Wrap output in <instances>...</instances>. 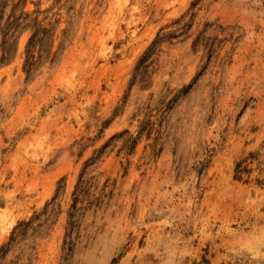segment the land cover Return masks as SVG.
<instances>
[{
    "label": "rangeland",
    "instance_id": "1",
    "mask_svg": "<svg viewBox=\"0 0 264 264\" xmlns=\"http://www.w3.org/2000/svg\"><path fill=\"white\" fill-rule=\"evenodd\" d=\"M20 16L0 264H264V0H0Z\"/></svg>",
    "mask_w": 264,
    "mask_h": 264
},
{
    "label": "trees",
    "instance_id": "2",
    "mask_svg": "<svg viewBox=\"0 0 264 264\" xmlns=\"http://www.w3.org/2000/svg\"><path fill=\"white\" fill-rule=\"evenodd\" d=\"M22 16L25 17V16H29L27 13H24V11L22 12ZM21 16L20 18L16 19V18H12L10 20H8L6 22V25L5 27H2L0 26V30H1V33L3 35V39L5 37H7V42L4 43V46H3V54L5 56V58H7L10 54V48H11V41H12V37L14 36L15 32L22 26L23 23H21ZM1 24V23H0ZM37 42V40H36ZM35 42V44H36ZM32 55V54H31ZM31 63L28 64V66H30ZM27 74L29 73L27 70H26Z\"/></svg>",
    "mask_w": 264,
    "mask_h": 264
}]
</instances>
